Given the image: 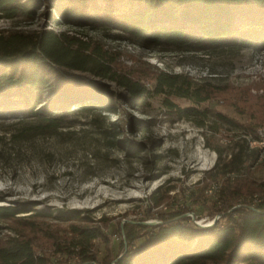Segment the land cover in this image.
Returning <instances> with one entry per match:
<instances>
[{
  "label": "rangeland",
  "instance_id": "rangeland-1",
  "mask_svg": "<svg viewBox=\"0 0 264 264\" xmlns=\"http://www.w3.org/2000/svg\"><path fill=\"white\" fill-rule=\"evenodd\" d=\"M77 2L65 3L79 20L75 23L64 19L52 0H13L0 11V34L52 31L72 36L99 50V61L115 75L130 78L146 92L129 100L114 81L55 65L61 86L35 97L32 110L40 114L29 115L18 103L0 104V208L17 212L0 215V247L11 238L26 240L35 256L54 253L50 264L67 258L55 248L78 238L71 234L73 225L99 229L102 237L93 249L102 258L111 247L114 258L126 250L128 230L145 232L137 227L141 222L157 225L175 213L193 223L218 219L227 203L223 179L215 180L218 170L212 167L218 152L228 159L242 128L222 123L216 113L241 125L264 119V41L221 51L177 52L144 43L110 22L96 23L90 8L102 10L109 6L106 0ZM142 5L140 0L122 2L124 10ZM159 73L189 77L216 91L199 105L156 93ZM93 86L104 96L97 106L83 105L88 97L81 93ZM62 92L69 97L63 109L41 111ZM189 107L193 113L180 111ZM55 116L57 126H45ZM256 147L260 161L264 145ZM250 177L256 185L264 182V166L251 168ZM258 188L239 201L255 204L264 198Z\"/></svg>",
  "mask_w": 264,
  "mask_h": 264
},
{
  "label": "trees",
  "instance_id": "trees-1",
  "mask_svg": "<svg viewBox=\"0 0 264 264\" xmlns=\"http://www.w3.org/2000/svg\"><path fill=\"white\" fill-rule=\"evenodd\" d=\"M12 1L0 0V11L6 10ZM140 1L143 5L134 10H124L123 0H106L108 7L97 10L99 13L94 8L90 11L96 23L110 22L144 43L177 52L206 48L221 51L226 46L243 47L264 41V0ZM79 2L52 0L63 18L75 23L79 20L71 16L74 12L65 3ZM98 57H102L99 50L89 49L78 39L64 33H1L0 104L18 103L29 115L40 114V111L32 110L38 103L35 97L51 86H61V78L55 79V65L91 72L114 81L129 93V100L143 96L145 88L126 76L115 75ZM215 89L210 84L195 83L189 77L165 73L156 76V93L186 98L195 105L210 99ZM62 93L41 111L63 109L69 97ZM82 94L88 97L83 105L90 107L99 105L98 101L104 96L96 86ZM165 103L174 106L168 100ZM193 110L194 107H189L180 111L193 113ZM216 116L224 124L239 125L242 131L240 141L236 142L228 159L224 161L221 152H218L212 167L218 170L215 180L218 176L223 179L221 186L225 193L222 192V195L225 194L223 200L227 203V210L221 211V216L213 225L198 226L187 216L179 217L178 213L171 214L157 225L139 223L137 227L145 232L136 235L128 230L124 240L126 250L117 253L114 258L111 257V247H106L102 258H98L93 249V242L102 237L99 229L73 225L71 234L78 238L59 243L55 248V253L67 256L61 264H67V260L70 261L68 264H110L112 259H116L114 264H264V198H259L255 204L251 200L239 201L248 194L253 195L256 187L264 192V182L256 185L250 177L251 168L264 166V159L258 161V150L250 148L245 139L246 136L257 138L258 125L264 119L258 117L241 125L219 112ZM48 119L45 126H57L56 116ZM155 204L158 205L157 202ZM16 213L11 208H0V215L3 216H14ZM138 238L141 241L135 243ZM52 255L55 254L35 256L26 240L11 238L0 247V264H50Z\"/></svg>",
  "mask_w": 264,
  "mask_h": 264
},
{
  "label": "bare ground",
  "instance_id": "bare-ground-1",
  "mask_svg": "<svg viewBox=\"0 0 264 264\" xmlns=\"http://www.w3.org/2000/svg\"><path fill=\"white\" fill-rule=\"evenodd\" d=\"M262 130H264V128H261ZM257 138H258V132H257ZM247 141H248V145L250 148H257L256 145H264V133L261 134V138L260 140H256V139H252L250 136H246ZM261 151V150H260ZM262 151H264V149H262ZM210 221H208L209 223Z\"/></svg>",
  "mask_w": 264,
  "mask_h": 264
},
{
  "label": "water",
  "instance_id": "water-1",
  "mask_svg": "<svg viewBox=\"0 0 264 264\" xmlns=\"http://www.w3.org/2000/svg\"><path fill=\"white\" fill-rule=\"evenodd\" d=\"M217 218H214L212 221H210L209 223H206V224H201L200 222H196V224L198 226H201V227H209L211 225H213V223L215 222ZM141 224H144V225H153L155 224V222L153 221H144V222H141Z\"/></svg>",
  "mask_w": 264,
  "mask_h": 264
},
{
  "label": "built area",
  "instance_id": "built-area-1",
  "mask_svg": "<svg viewBox=\"0 0 264 264\" xmlns=\"http://www.w3.org/2000/svg\"><path fill=\"white\" fill-rule=\"evenodd\" d=\"M262 133H264V130H262V129H258V138H254V139H256V140H260V138H261V134Z\"/></svg>",
  "mask_w": 264,
  "mask_h": 264
}]
</instances>
